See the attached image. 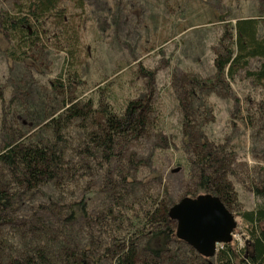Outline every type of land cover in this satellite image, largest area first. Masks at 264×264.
Wrapping results in <instances>:
<instances>
[{
    "label": "rangeland",
    "instance_id": "rangeland-1",
    "mask_svg": "<svg viewBox=\"0 0 264 264\" xmlns=\"http://www.w3.org/2000/svg\"><path fill=\"white\" fill-rule=\"evenodd\" d=\"M29 1L0 0V11L13 13L14 5ZM56 9H63L61 25L52 27L56 21L47 20L45 37L29 50L26 63L8 61L0 39V149L12 133L44 139L49 132L44 125L50 115L62 111V99H91L95 106L99 97L114 111L127 100H140L147 107V125L136 140H121L115 151L120 159L109 167L125 166L131 156L129 175L135 184L126 202H140L144 191L163 188V201L172 206L183 198L205 195L192 194L193 183L184 166L190 152L182 142L181 102L194 120L195 136L227 146L234 172L229 180L240 210H253L257 201L250 188L264 183V86L241 71L229 82L228 91L208 92L189 83L213 77L219 38L235 20L256 19L258 37H264V0H57ZM66 37L72 47L65 44ZM258 63L250 60L248 69L256 70ZM194 91L195 97H190ZM75 124L65 131L71 143L78 135ZM96 162L84 171L86 178L77 177L61 191L49 183L19 199L8 219L24 221L37 214L51 224L48 210L55 213L56 205L81 197L94 213L104 202L100 185L106 168ZM7 185L11 186L0 170V188ZM40 206L46 207L40 210ZM229 213L235 221L230 245L239 249L246 240L245 226L236 213ZM18 226L0 224V258L18 248L13 232ZM77 229L79 237L87 239L85 228ZM63 239L62 244L55 241L54 248L47 242L45 248L55 251L58 244H66ZM186 246L171 244L177 257L173 260L167 253L163 263L188 264Z\"/></svg>",
    "mask_w": 264,
    "mask_h": 264
},
{
    "label": "trees",
    "instance_id": "trees-1",
    "mask_svg": "<svg viewBox=\"0 0 264 264\" xmlns=\"http://www.w3.org/2000/svg\"><path fill=\"white\" fill-rule=\"evenodd\" d=\"M56 5L57 0H31L26 5H14L13 13L0 11L1 49L8 61L29 60V50L45 37L49 18L56 21L52 27L61 25L63 9H56ZM69 39H64L65 44L72 47ZM218 44L220 50L213 57V77L194 78L190 86L208 92L216 88L228 91L229 82L240 71L253 83L264 86V37H258L256 19L235 20L223 29ZM253 59L259 63L256 70L250 71L248 65ZM195 94L190 92V97ZM179 104L185 129L182 142L190 152L183 162L193 183L192 194L216 197L228 212L237 214L246 232L241 248L236 249L231 242L222 244L209 259L186 246L188 264H264V183L250 188L257 201L254 209L241 211L229 180L234 176L229 166L232 154L226 151V145H214L200 134L195 136L191 131L194 120L185 111L187 104ZM60 109L59 114L50 115L45 123L49 132L44 139H26L12 133L0 149V170L11 184L0 188V224L10 222L22 228L13 229L18 248L11 249L6 259L0 258V264H164L163 256L167 253L175 260L177 254L171 252V244L184 243L176 238L173 221L167 216L171 204L164 203L163 188L154 193L144 191L140 202H126L129 189L135 184L129 175L132 166L128 165L133 158L128 157L125 166L109 167L112 161L120 159L115 157V151L121 140L141 136L147 125L146 105L140 100H127L120 111H114L99 97L95 106L91 99L70 98L61 100ZM74 122L78 135L71 143L65 131ZM95 161L106 168L100 185L104 202L94 213L87 210L81 197L56 205L55 213L48 210L49 218L53 217L51 224L37 214L25 217L24 221L8 219L19 199H26L49 183L61 191L77 177L86 178L84 171ZM45 207L40 206V210ZM44 221L52 227H47ZM82 227L87 239L79 237L77 228ZM63 238L67 239L66 244H58L55 251L45 248L47 242H51L50 248H54L55 241L62 244Z\"/></svg>",
    "mask_w": 264,
    "mask_h": 264
},
{
    "label": "water",
    "instance_id": "water-1",
    "mask_svg": "<svg viewBox=\"0 0 264 264\" xmlns=\"http://www.w3.org/2000/svg\"><path fill=\"white\" fill-rule=\"evenodd\" d=\"M167 216L176 225V238L205 259L212 258L220 245L232 241L234 218L209 194L181 199L168 209Z\"/></svg>",
    "mask_w": 264,
    "mask_h": 264
},
{
    "label": "built area",
    "instance_id": "built-area-1",
    "mask_svg": "<svg viewBox=\"0 0 264 264\" xmlns=\"http://www.w3.org/2000/svg\"><path fill=\"white\" fill-rule=\"evenodd\" d=\"M231 237H232V235H231ZM220 247V246H219Z\"/></svg>",
    "mask_w": 264,
    "mask_h": 264
}]
</instances>
